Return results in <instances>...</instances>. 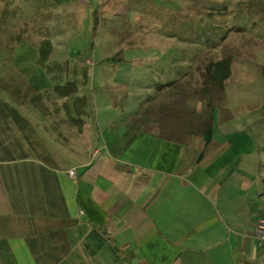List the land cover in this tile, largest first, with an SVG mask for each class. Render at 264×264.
<instances>
[{"label": "crops", "instance_id": "1", "mask_svg": "<svg viewBox=\"0 0 264 264\" xmlns=\"http://www.w3.org/2000/svg\"><path fill=\"white\" fill-rule=\"evenodd\" d=\"M87 108L73 148L65 124L0 121V264H264V116L219 117L205 144L138 119L104 137Z\"/></svg>", "mask_w": 264, "mask_h": 264}, {"label": "rangeland", "instance_id": "2", "mask_svg": "<svg viewBox=\"0 0 264 264\" xmlns=\"http://www.w3.org/2000/svg\"><path fill=\"white\" fill-rule=\"evenodd\" d=\"M226 55L230 77L203 95L204 64ZM171 66L178 76L167 80ZM207 101L215 135L219 117L264 116V0H0V121L9 136L31 114L65 124L66 140L56 141L73 148L88 104L104 137L138 119L178 138L203 131ZM237 139L243 148V130Z\"/></svg>", "mask_w": 264, "mask_h": 264}, {"label": "trees", "instance_id": "3", "mask_svg": "<svg viewBox=\"0 0 264 264\" xmlns=\"http://www.w3.org/2000/svg\"><path fill=\"white\" fill-rule=\"evenodd\" d=\"M49 49H50V42L49 40L44 39L39 46L40 53H39L38 61L40 60L39 61L40 63L43 64L45 62L48 56L47 54ZM231 62H232V56L226 55L225 57L211 60L204 64V67L200 71V75L202 77L203 91H204L203 95L204 94L209 95V86H215L219 90L223 89L225 80L231 75ZM82 98L86 101V98L84 96H82ZM206 107H207L206 110L209 111L208 114L209 116L206 118V120L204 119L203 121V131H202L205 144H207L212 138L213 123L215 119L214 106H212L211 103L207 101ZM5 108L8 110H12V113L15 114L14 109L9 108L8 106ZM81 124L83 123L81 122ZM79 129H80V133H82L83 125L80 126Z\"/></svg>", "mask_w": 264, "mask_h": 264}, {"label": "built area", "instance_id": "4", "mask_svg": "<svg viewBox=\"0 0 264 264\" xmlns=\"http://www.w3.org/2000/svg\"><path fill=\"white\" fill-rule=\"evenodd\" d=\"M68 175L75 178V170L70 169ZM254 237L258 246L264 249V216L260 217L255 223Z\"/></svg>", "mask_w": 264, "mask_h": 264}]
</instances>
